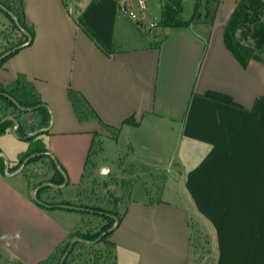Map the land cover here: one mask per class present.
Masks as SVG:
<instances>
[{
	"label": "crops",
	"instance_id": "crops-1",
	"mask_svg": "<svg viewBox=\"0 0 264 264\" xmlns=\"http://www.w3.org/2000/svg\"><path fill=\"white\" fill-rule=\"evenodd\" d=\"M65 1L24 0L35 37L6 60L0 81L10 84L21 73L47 103L49 149L71 180H78L75 158L83 164L85 148L97 136L114 138L116 127L132 149L126 161L170 173L161 201L151 202L147 190L145 197L131 196L109 236L116 244L109 264H191L194 226L211 236L212 264H264V63L243 66L225 43L224 27L238 0H220L203 32L193 22L165 27L163 39L124 43L111 54L72 12L81 9L111 48L130 18L131 0H74L72 8ZM69 89L80 92L109 127L97 118L79 119ZM23 95L31 98L26 89ZM129 116L139 123H124ZM102 166L112 170L97 162L98 175ZM28 206L5 209V219L0 215V250L21 264H39L75 227L55 207ZM16 214L21 225L12 219ZM24 226L26 234L39 235L26 237L18 251L10 237L24 233ZM5 231L10 237H3Z\"/></svg>",
	"mask_w": 264,
	"mask_h": 264
},
{
	"label": "rangeland",
	"instance_id": "rangeland-1",
	"mask_svg": "<svg viewBox=\"0 0 264 264\" xmlns=\"http://www.w3.org/2000/svg\"><path fill=\"white\" fill-rule=\"evenodd\" d=\"M204 1V0H203ZM239 1V0H238ZM74 0H67V3L72 8V3ZM220 2V0H219ZM196 0H184V15L186 18L192 17L195 10ZM131 8H133L138 13L140 12V7L137 0L130 1ZM148 8L145 10V13L139 16L142 17L140 20H135L134 18H126V25L124 30H120L121 35L119 39V44L129 43L135 45L136 43L144 42L148 37L144 34L145 31L150 26H155L156 22L161 13V2L159 0H148ZM208 6L205 3H202L200 14L193 21L194 28L199 32L202 31L201 26H208V24L213 20V14L215 12L214 3L208 2ZM217 10V9H216ZM77 11V9H75ZM206 13L208 15L206 16ZM4 16V20L0 21V31L2 29L7 30L8 32L12 30V21L11 19L0 10V16ZM137 23H140V28H138ZM154 23V24H153ZM226 25V24H225ZM193 28V29H194ZM225 28V27H224ZM163 27H158L159 39H163L161 31ZM206 32V31H205ZM156 37V38H157ZM156 38H152L156 40ZM11 43L7 41L3 35H0V53L6 51ZM260 53L261 59H252L264 63V50L258 51ZM5 53V52H4ZM2 55V54H1ZM0 118L2 114L0 112ZM20 121L27 128H31L33 123H38L40 117L38 114H35L33 111H26L20 116ZM114 138L97 136V139L103 140V150H101L97 155L94 156V161L109 163L112 166V170L108 172H103L98 175L96 172L93 176H88L84 179V184L82 186L85 192H89L92 189L100 194L101 196L106 197L107 201L101 206L109 209L119 208L120 211H124L127 207L129 196H127V191L129 188L124 186V180H134L132 187L131 196L134 197H145L146 196V186H149L151 199H157L159 192L165 182V174L169 175L170 173L166 170H163L165 173L155 172L148 165L135 164L132 162L126 161L127 155H132V149L127 144V137L125 133H122L118 138L115 131H111ZM42 139L47 143L49 147V135L47 132H43L41 135ZM91 146V143H90ZM89 146V148H90ZM28 147V142L26 139L17 136L13 133L12 129H7L0 134V151L6 155L5 166L8 164L9 170L11 173L17 172L19 169V152L26 150ZM89 148H85L86 156L85 162L82 164V160L75 158V164L78 167L76 170L78 180L75 182L69 178L68 184L62 188L63 196H59L56 193V188L52 186H47L42 194V198L47 201H59L61 198L67 199H76L78 184L83 178L85 172L86 160L89 152ZM53 153L51 158L56 159L62 166L63 164L57 158V155ZM56 156V157H55ZM4 158V157H3ZM81 159V158H80ZM22 165V164H21ZM20 165V166H21ZM19 166V167H20ZM64 167V166H63ZM66 170V168L64 167ZM54 166L53 161L49 156L39 158L26 164L23 170L18 171L13 175L0 173V215L5 219V209H15L16 207L25 206L29 207V203L41 205V202L34 199L32 192L41 184L49 182L50 177L53 175ZM67 172V171H66ZM142 177V178H141ZM147 181L149 182H145ZM172 182V179H170ZM116 198L120 200L119 205H115ZM27 202V203H26ZM43 204V203H42ZM46 206V205H45ZM116 206V207H115ZM57 208L56 214H61L62 212L66 217L63 222L69 226L75 227L73 229H83L89 232H98L105 224L108 223V220L102 218L101 216L93 212H83L80 210H71L60 207ZM52 210V209H51ZM54 210V209H53ZM22 211V209H20ZM24 214V213H23ZM24 219L26 215L20 214ZM20 215H15L14 219L15 224L21 225L24 220ZM84 220H89L85 224ZM193 231V253H192V263L191 264H212L214 260V244L209 233L204 231H197V226ZM28 226H24V233L17 234L13 237H10L8 231L3 233V237H10L11 245L14 249L20 250L21 242L26 243V237L39 235L38 232L32 231L29 234L27 230ZM35 232V233H34ZM72 238L68 237L67 241H70ZM64 242V245L67 243ZM63 245V246H64ZM104 243H98L95 249L82 248L79 245L75 247L74 254L67 259V264H109L114 259V252L109 255L107 252H102L100 249ZM113 250V248H112ZM2 252V257L0 258V264H21L15 259V257L9 255L4 249L0 250ZM97 254V255H96ZM56 258H50L47 262L43 264H59L61 256V249H58ZM100 256V257H99ZM99 257V258H98ZM10 258V259H9ZM16 260V261H15Z\"/></svg>",
	"mask_w": 264,
	"mask_h": 264
},
{
	"label": "trees",
	"instance_id": "trees-1",
	"mask_svg": "<svg viewBox=\"0 0 264 264\" xmlns=\"http://www.w3.org/2000/svg\"><path fill=\"white\" fill-rule=\"evenodd\" d=\"M161 2V13L156 22L155 26H150L146 31L145 35L154 41V39L159 35L158 27H177V26H186L192 23L200 14V10L202 7V3H205L208 6V2L214 3L215 12L219 4V0H196L195 10L190 18H186L184 15V0H159ZM0 3L11 10L17 21L23 26L31 35L32 40L28 43L29 37L23 33L15 19L3 8L0 7V10L3 11L12 21V30L7 31L2 29L0 31V35H3L4 38L7 39L11 44L6 49L7 52L14 48V51L9 53L6 57L0 58V68L4 66L6 60L18 52L21 48L30 45L33 42L35 37V29L34 26L29 24L26 19L25 9H24V0H0ZM67 4V1H65ZM68 5V4H67ZM214 12V13H215ZM77 24L95 41L97 46L105 51L107 54H111L114 51H117L122 45L119 44V41H115L111 48L106 47L103 42L97 37L95 30L88 24L84 17V12L81 9H77V11L72 12ZM208 13H206V16ZM214 15V14H213ZM138 28H140V23H137ZM154 38V39H152ZM224 39L227 47L233 52L236 58L240 61L243 66H247L252 59H261L260 53L258 51L264 50V0H239L231 13L229 19L226 22L224 28ZM158 42H154L157 44ZM3 52V53H4ZM3 53H0L3 54ZM24 89L29 93V99L25 98L23 95ZM7 94L13 96L22 106L32 107V111L35 114L41 115V120L38 123H33L31 128L25 127L23 123L20 121V116L25 113L27 110L20 108L11 98H9ZM207 95L227 101L230 103H234V100L231 96L215 91L207 92ZM69 96L75 106V110L79 119H89V118H97L103 123L105 126L109 127L105 124L95 109L89 104V102L85 99V97L78 91L73 89H69ZM0 112L2 114V118H0V134L7 129H12L14 127V122L7 118L12 115L19 119V126L17 127V133L28 142V147L26 150L19 152V166L26 160L28 156L33 153H36L35 157H32L28 162H33L39 158H43L45 156H49L53 161L54 171L53 175L50 177L49 182H53L56 184H61L64 182V176L60 169L56 165V159L51 158V155H48L46 152L49 151V147L47 143L42 139L41 135L43 134L40 131L42 128L50 125L52 113L49 109V106L46 102H44L40 96H37L32 87H29L25 81V76L23 74H19L17 79L10 84H4L0 81ZM124 123L138 124L139 122L134 118V116L127 117ZM112 129V128H111ZM119 128L113 129L115 130V135L117 134ZM48 132V131H46ZM101 150H103V140L94 138L91 147L89 149V153L86 160L85 172L83 174V179L78 186L77 190V198L76 199H67L61 198L59 201H47L42 198V194L45 190H47V186L41 188L36 193L39 200L49 205H57V204H72L80 207L93 209L95 214L101 216L108 220V223L105 224L98 232H87L85 230L77 229L70 234V238L73 236H81L88 240H93L99 237L104 231L114 225L115 220L111 216L106 213H100V211L110 212L116 214L120 221L122 220L124 211H120L116 206L120 200L116 198L115 207L116 209H109L101 206V204L107 201L106 197L98 194L95 189L90 190L89 192H85L82 188L84 184V179L88 176H93L96 172L97 163L94 161V156L97 155ZM59 163V162H58ZM59 165L64 169V167L59 163ZM5 170V160L3 156L0 155V171L4 173ZM65 170V169H64ZM66 171V170H65ZM134 184V180H124V186L129 188L127 191V196H129V200H131V190ZM56 193L59 196H63L60 188H56ZM146 190L149 195L150 189L149 186L146 185ZM161 193L162 188L159 192V196L157 199H151L150 201H161ZM129 202V201H128ZM57 207V206H55ZM127 208V207H126ZM83 212H90L89 210H80ZM89 220H84L85 224ZM111 233H107L102 239L95 244H87L84 242H76L75 245L70 250L64 264H67V259L74 254L75 247L79 245L82 248H90L95 249L98 243H104L103 246L100 247L102 252H107L111 255L114 252L113 258H115V247L116 244L109 239ZM70 241L64 245L61 244L57 247L55 251H53L48 258L42 260L39 264H43L47 262L50 258H56V254L58 249H61V257L63 253L66 251L69 246ZM64 245V246H63ZM113 248V250H112ZM113 251V252H112ZM97 255V254H96ZM2 255L0 254V258ZM100 257V256H99ZM98 257V258H99Z\"/></svg>",
	"mask_w": 264,
	"mask_h": 264
},
{
	"label": "water",
	"instance_id": "water-1",
	"mask_svg": "<svg viewBox=\"0 0 264 264\" xmlns=\"http://www.w3.org/2000/svg\"><path fill=\"white\" fill-rule=\"evenodd\" d=\"M0 7L3 8L4 10H6V11H7V12H8V13H9V14L15 19V21H16V23L18 24L20 30H21L23 33H25V34L29 37L28 43L31 42L32 37H31L30 33H29V32H28L23 26L20 25V23L17 21L15 15H14V13H13L11 10H9L7 7H5L4 5H2L1 3H0ZM15 49H17V48H14V49H12V50H9V51L3 53L2 55H0V58H4V57H6L9 53H11L12 51H14ZM6 95H7L9 98H11V99H12V100H13V101H14V102H15L20 108H22V109H24V110H27V111H32V109H33L32 107H25V106H22V105H21V104H20V103H19V102L13 97V96H11L10 94H7V93H6ZM7 118L11 119V120L14 122V124H15L14 127L12 128L13 133L16 134L17 136L21 137V136L17 133V127H18L19 124H20L19 119H18L17 117H15V116H12V115L8 116ZM1 121H2V120H0V123H1ZM50 128H51V124H50L49 126H47V127L42 128L40 131H42V132H46V131H48ZM46 153H47L48 155L53 156V153L50 152V151H47ZM0 155L3 156L5 160H7V159H6V155H5L2 151H0ZM36 155H38V154L33 153V154H31L30 156H28V157L26 158V160L22 163V165L19 167V169L17 170V172L23 170L24 167L26 166L27 162H28L32 157H35ZM55 162H56L57 167L60 169V171L62 172V174H63V176H64V182L61 183V184H56V183H53V182H46V183H44V184H41L40 186H38V187L32 192V195H33L34 199L37 200L38 202L40 201L41 203H43L44 205L49 206V207H55V206H57V207L65 208V209H72V210H89L90 212H94L93 209L85 208V207H80V206H76V205H72V204H57V205H49V204H46V203H44V202H42L41 200L38 199L36 193H37L38 190H40L41 188L46 187V186H52V187H54V188H63V187H65V186L68 184V182H69V176H68L67 172H66L61 166H59V163H58L57 160H56ZM109 170H110L109 166H102V167H100V168L97 170V172L100 173V174H102L103 172H108ZM5 172H6V174H8V175H13V174L17 173V172H13V173H11L10 170H9V166H8V164L5 166ZM100 213H106L107 215H109V216H111L112 218H114V220H115L114 225L111 226L110 228H108V229H107L106 231H104L99 237H97L96 239H93V240H88V239H85V238H83V237H81V236H73L72 239L70 240L69 246L67 247L66 251L63 253V255H62V257H61V259H60V263H59V264H64V262H65V260H66V258H67V256H68L70 250L72 249V247L75 245L76 242L81 241V242H84V243H87V244H95V243L99 242V241L102 239V237L105 236L107 233H111L113 230H115V228L120 224V219H119V217H118L116 214H114V213H110V212H104V211H100Z\"/></svg>",
	"mask_w": 264,
	"mask_h": 264
},
{
	"label": "built area",
	"instance_id": "built-area-1",
	"mask_svg": "<svg viewBox=\"0 0 264 264\" xmlns=\"http://www.w3.org/2000/svg\"><path fill=\"white\" fill-rule=\"evenodd\" d=\"M137 1H138V5L140 7L139 13L144 12L148 8V5H147L148 0H137ZM139 13L137 11H135L133 8H131V5L129 6L128 14L131 18H134L135 20H140L142 17L139 16Z\"/></svg>",
	"mask_w": 264,
	"mask_h": 264
}]
</instances>
